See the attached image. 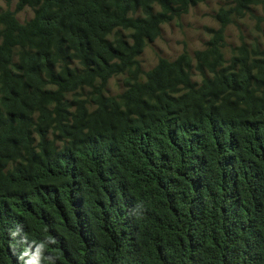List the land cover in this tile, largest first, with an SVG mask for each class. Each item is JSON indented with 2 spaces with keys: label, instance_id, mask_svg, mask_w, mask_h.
Listing matches in <instances>:
<instances>
[{
  "label": "trees",
  "instance_id": "obj_1",
  "mask_svg": "<svg viewBox=\"0 0 264 264\" xmlns=\"http://www.w3.org/2000/svg\"><path fill=\"white\" fill-rule=\"evenodd\" d=\"M3 1L0 264H264V34L225 50L262 1L148 69L207 0Z\"/></svg>",
  "mask_w": 264,
  "mask_h": 264
},
{
  "label": "rangeland",
  "instance_id": "obj_2",
  "mask_svg": "<svg viewBox=\"0 0 264 264\" xmlns=\"http://www.w3.org/2000/svg\"><path fill=\"white\" fill-rule=\"evenodd\" d=\"M254 13L264 17V0H261ZM225 0H207L199 3L182 13L179 17L163 24L162 34L154 42L150 43L140 56V60L144 69L152 67L159 56L174 58L184 49L193 52L196 49L203 48L204 42L209 38L210 32L208 28H216L217 21L213 17L214 11L223 4ZM0 7L15 8V2L7 5L0 0ZM33 11L29 7L16 13L20 21L29 19ZM239 24H230L226 28V52L234 48L240 41L242 36L247 41L254 40L257 36L264 34V21L260 22V29L255 24V19L246 16L239 20ZM122 76L112 78L109 82L111 92H118L121 89Z\"/></svg>",
  "mask_w": 264,
  "mask_h": 264
}]
</instances>
